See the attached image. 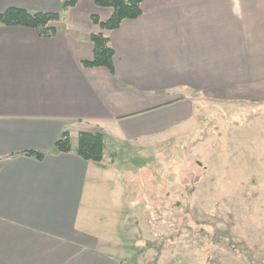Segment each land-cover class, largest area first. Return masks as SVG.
<instances>
[{
  "label": "crops",
  "instance_id": "0c3cea01",
  "mask_svg": "<svg viewBox=\"0 0 264 264\" xmlns=\"http://www.w3.org/2000/svg\"><path fill=\"white\" fill-rule=\"evenodd\" d=\"M64 1L0 0V13L61 14L48 38L0 25V264H175L116 254V161L82 159L77 138L69 152L54 143L95 130L144 146L199 116L204 98L264 100V0H141L138 17L103 31L112 72L81 64L100 31L91 15L110 9Z\"/></svg>",
  "mask_w": 264,
  "mask_h": 264
},
{
  "label": "rangeland",
  "instance_id": "374dc122",
  "mask_svg": "<svg viewBox=\"0 0 264 264\" xmlns=\"http://www.w3.org/2000/svg\"><path fill=\"white\" fill-rule=\"evenodd\" d=\"M221 100L204 98L199 116L195 110L144 146H118L101 131H82L101 132L107 151L117 150L116 254L264 264V100Z\"/></svg>",
  "mask_w": 264,
  "mask_h": 264
},
{
  "label": "trees",
  "instance_id": "16d2710c",
  "mask_svg": "<svg viewBox=\"0 0 264 264\" xmlns=\"http://www.w3.org/2000/svg\"><path fill=\"white\" fill-rule=\"evenodd\" d=\"M97 7L110 9L111 13L105 20H100L96 15H91V22L100 28V31L90 34L92 43V56L89 60L82 61L86 67H104L113 71V49L109 38L103 31L119 27L124 19H134L141 13V0H93ZM73 0L61 3V10H65ZM61 18L60 12L28 11L22 8L10 7L0 13V25L20 26L34 30L40 37H52L56 33L55 23ZM75 154L84 160L96 162L100 166L113 163L117 150L113 153L107 151L106 138L101 132H78ZM55 152L71 151L70 137L67 132H62L54 143ZM108 153V154H107ZM41 159L44 154L37 151L24 153Z\"/></svg>",
  "mask_w": 264,
  "mask_h": 264
}]
</instances>
